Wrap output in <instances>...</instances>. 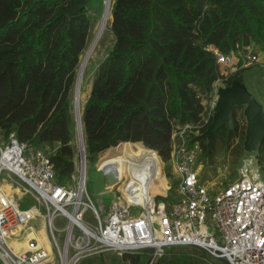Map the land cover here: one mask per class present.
<instances>
[{
    "label": "trees",
    "instance_id": "trees-1",
    "mask_svg": "<svg viewBox=\"0 0 264 264\" xmlns=\"http://www.w3.org/2000/svg\"><path fill=\"white\" fill-rule=\"evenodd\" d=\"M104 2L0 0V137L7 142L14 135L50 153L59 184L69 183L76 168L74 91L92 38V11L101 16ZM111 12L114 45L94 73L82 114L87 157L98 159L121 144L100 168L120 179L126 157L149 156L151 161L140 160L155 162L158 183V155L170 162L175 130L200 120L204 101L222 78L208 47L232 54L253 45L264 52V0H114ZM242 73L230 75L226 86L243 82ZM212 122L198 138L202 161L213 160L218 140L228 143L238 135V126L231 132L224 127L207 139ZM140 160L131 162L139 170ZM163 194L158 187L157 195ZM212 259L201 248L175 247L156 264ZM150 260L147 250L105 253L80 264Z\"/></svg>",
    "mask_w": 264,
    "mask_h": 264
},
{
    "label": "built area",
    "instance_id": "built-area-1",
    "mask_svg": "<svg viewBox=\"0 0 264 264\" xmlns=\"http://www.w3.org/2000/svg\"><path fill=\"white\" fill-rule=\"evenodd\" d=\"M208 50L219 68L231 67L235 60L241 66L261 63L253 45L232 54L213 47ZM221 76L214 84L209 109L204 101L200 120L178 127L172 136L170 162L177 195L173 202L168 201V186L165 194L153 196L142 185L138 196L127 177L116 176V184L107 187L113 199L103 220L104 209L99 210L87 192L88 160L87 153L79 156L81 147L71 181L59 184L50 153L19 143L11 135L0 145L3 264H46L53 259L54 248L60 264H80L105 253L123 256L147 250L149 264H156L175 247L201 248L229 264H264V172L259 164L245 160L238 179L216 192L201 175L204 161L198 138L213 119L218 90L226 87L230 73ZM97 169L106 172L99 165ZM26 200L32 205L23 208ZM88 212L96 224L86 221ZM58 219L69 224L62 240ZM39 220L42 226L37 229L34 223Z\"/></svg>",
    "mask_w": 264,
    "mask_h": 264
},
{
    "label": "rangeland",
    "instance_id": "rangeland-1",
    "mask_svg": "<svg viewBox=\"0 0 264 264\" xmlns=\"http://www.w3.org/2000/svg\"><path fill=\"white\" fill-rule=\"evenodd\" d=\"M105 9H106V6H105ZM105 9L101 16L100 14H95L92 11V14L94 16V29L92 32V38H91L89 47L94 39L97 29L101 26L103 22L102 17L105 13ZM111 21H112V16L106 24L102 37L99 40L97 48L95 49V52L93 56L91 57L88 63V66L85 70L84 76H83V81L81 85L82 87L81 92L84 98L83 99V109H84L85 103L87 102L89 98L90 92L92 90V82L94 80V73L97 70L100 63L106 58L108 52L114 45V37L110 31ZM256 52L259 53V56L261 58V63L244 68L243 69L244 72L242 73V78H243L242 81L246 85L249 92H251V94L254 95V97L258 100V102L264 108V53L259 52L257 49H256ZM85 54L83 55L82 60ZM238 64H239V61L235 60L233 63V66L237 67ZM234 67L233 68L232 66L231 67H220V71L222 74L230 73V75L240 71L237 69L234 70ZM74 98H75V91H74ZM210 104H211L210 99L205 101V106L207 109H209ZM244 110H245L244 106L235 107L233 109V113L236 117L234 119L235 126H238V130H239L237 137L231 139L228 143L218 140L217 146H216V153L214 155L213 160L211 162L204 160L205 162H203L204 163L203 169L201 171L203 182L213 192H216L226 187L228 184L238 179L239 168L245 160H254L256 163L259 164V166L264 172V144L263 143L261 144V147L257 153L248 154L244 150V143L246 139V130H247V121H246V117L244 116ZM73 118H74L73 145L75 147L76 152L78 153V149L80 147L81 142H80V136L78 132L79 129L77 127V121L75 119V109H73ZM6 143L7 142L3 138L0 137V145L3 146ZM120 148H121V145L119 147L112 148L102 153L98 159L90 157V156L87 157V160H88L87 192L91 200L93 201V203L96 205V207L99 210L101 208L104 209V212L102 214L103 220L106 216V212L108 211L110 207V204L113 199V195L107 191V185L104 180L103 173L97 169V166L99 165L100 161L103 158L110 156L111 152L113 153V151L115 150L117 151ZM159 160L161 163V174L163 175L162 177L163 186L161 184V181H158V183H156L153 180V182L157 188L159 187L164 192L166 191L164 188L167 189V186H168L171 189L169 192L168 201L173 202L177 198V195L175 192L176 177L174 176V173H173V164L172 162L165 163L161 159L160 156H159ZM201 160H202V156H201ZM152 195L157 196V194H152ZM163 201L167 202V200H163ZM30 205L32 204H30L29 200H26V203L23 206V208H27ZM86 221L91 224L97 223V221L94 219L93 213L91 212H88L86 214ZM34 225L37 227V229H40L42 226V221L39 220L35 222ZM56 225L62 230L60 233V238L62 240L66 235V231H67L69 224H66L65 222H62L61 219H58L56 222ZM44 237L46 238L45 233H44ZM46 242L48 244V241ZM48 246L50 247L49 244ZM205 261H207V259H205ZM210 263L211 264H229L226 262L225 259H216V258L212 259ZM0 264H3L1 259H0ZM46 264H60V259L56 253L55 248H54V256H53L52 262H48Z\"/></svg>",
    "mask_w": 264,
    "mask_h": 264
},
{
    "label": "water",
    "instance_id": "water-1",
    "mask_svg": "<svg viewBox=\"0 0 264 264\" xmlns=\"http://www.w3.org/2000/svg\"><path fill=\"white\" fill-rule=\"evenodd\" d=\"M105 5V2H104ZM105 14V13H104ZM104 18V15L102 19ZM79 87V72L75 86V97ZM245 107L244 116L247 121L246 139L244 150L246 153H257L264 139V108L258 102L246 85L240 80H234L230 86L221 87L218 90V99L214 110L213 122L206 132V138L226 128L228 132L235 130V120L233 118V109L235 107ZM83 130V123L81 120ZM84 133V130H83ZM79 156L83 158L86 153L85 133ZM103 177L107 187L116 184V175L113 170L103 172Z\"/></svg>",
    "mask_w": 264,
    "mask_h": 264
},
{
    "label": "bare ground",
    "instance_id": "bare-ground-1",
    "mask_svg": "<svg viewBox=\"0 0 264 264\" xmlns=\"http://www.w3.org/2000/svg\"><path fill=\"white\" fill-rule=\"evenodd\" d=\"M113 1L114 0H105V14H104V18H103V22L101 24V26L97 29L94 39L90 45V47L88 48L87 53L85 54L80 69H79V87L77 90V94L76 97L74 98V109H75V119L77 121V127L79 129V136H80V142L82 144L83 139H84V133L82 130V124H81V120H82V114H83V95H82V81H83V76L85 73V70L88 66V63L91 59V57L93 56L95 49L97 48V45L99 43V40L102 37V34L104 32V29L106 27L107 22L110 20L111 18V11H112V7H113ZM79 142V143H80ZM143 157H148L151 161V159H153L152 157L149 156H142V155H136L134 157H126V159L124 160V162L121 165V171H122V177H127V179L130 181L131 186L134 188V193L138 194V196H140L139 194L141 193V186L145 185V187L147 188V191L152 195V194H157V187L154 185L153 180L155 179L156 175L158 174L157 172V168H156V164L154 161L152 162H148V163H144L142 162L140 159H142ZM140 160V164H142L140 166V170L139 168L137 169L136 167H134L133 164H131V162L133 161H137ZM159 180L161 181L162 184V174H160V176H158ZM151 186V190L149 185ZM163 186V184H162ZM164 188V187H163ZM165 190H167L166 188H164Z\"/></svg>",
    "mask_w": 264,
    "mask_h": 264
},
{
    "label": "crops",
    "instance_id": "crops-1",
    "mask_svg": "<svg viewBox=\"0 0 264 264\" xmlns=\"http://www.w3.org/2000/svg\"><path fill=\"white\" fill-rule=\"evenodd\" d=\"M262 53H264V52H262ZM234 66H232V68H233ZM246 67H248V66H241V64H238V66L237 67H234V70H243L244 68H246ZM244 72V71H243ZM258 94V93H257ZM13 246H15V244L13 245Z\"/></svg>",
    "mask_w": 264,
    "mask_h": 264
}]
</instances>
